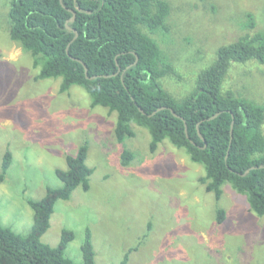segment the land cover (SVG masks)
<instances>
[{
    "label": "rangeland",
    "instance_id": "obj_1",
    "mask_svg": "<svg viewBox=\"0 0 264 264\" xmlns=\"http://www.w3.org/2000/svg\"><path fill=\"white\" fill-rule=\"evenodd\" d=\"M10 1L0 0V165L6 149L12 154L0 182V222L27 233L33 223L27 199L60 186L55 168H66V154L87 142L89 188L78 185L56 200L42 242L55 246L62 229H71L65 254L82 264L88 228L97 264H264V214L250 210L228 183L217 200L199 181L202 164L168 139L150 152L146 127L132 123L135 135L118 143L116 112L92 107L80 86L59 92L60 77L37 78L32 55L9 36ZM169 1L171 32L158 41L180 73L166 81L176 98L193 90L219 46L253 33L243 24L254 20L256 31L264 30V0ZM223 85L264 107V63H233ZM124 147L135 154L127 165Z\"/></svg>",
    "mask_w": 264,
    "mask_h": 264
},
{
    "label": "trees",
    "instance_id": "obj_2",
    "mask_svg": "<svg viewBox=\"0 0 264 264\" xmlns=\"http://www.w3.org/2000/svg\"><path fill=\"white\" fill-rule=\"evenodd\" d=\"M71 10L75 17L68 20ZM171 12L169 0H11L9 36L32 55L33 66L39 68L37 78L60 77L59 92L78 85L89 94L92 107L116 112L118 143L135 135L132 123L146 127L150 152L168 139L202 164L205 173L199 181L217 200L228 183L247 197L250 210L263 215L264 107L223 84L233 63H264V30L256 31L254 20L243 24L253 33L219 46L213 62L198 73L193 90L176 98L166 81L180 73L158 41L160 33L171 32ZM134 157L129 148L121 150V164ZM86 158L83 142L75 154H66V168H55L61 185L48 186L38 200L27 199L33 210L27 233L0 222V264H77L65 254L74 237L71 229H62L55 246L42 242L41 236L56 200L69 198L78 185L89 188L93 168ZM11 160L6 149L0 182ZM216 216L222 222L224 209L218 208ZM81 253L82 264H97L88 228Z\"/></svg>",
    "mask_w": 264,
    "mask_h": 264
},
{
    "label": "water",
    "instance_id": "obj_3",
    "mask_svg": "<svg viewBox=\"0 0 264 264\" xmlns=\"http://www.w3.org/2000/svg\"><path fill=\"white\" fill-rule=\"evenodd\" d=\"M61 1V0H60ZM72 11V16H71V18L70 19H68V20H73L74 19V17H75V11H73V10H71ZM67 20V21H68ZM66 26H67V28L68 29H70L71 27L68 25V23H66ZM77 36V32L75 31V36L74 37H76ZM82 64H83V66H84V71H85V73H87V67H86V65L83 63V62H81ZM160 108V107H159ZM153 112H155V111H153ZM217 114V113H216ZM216 114H214V115H212L211 117H214ZM231 128H232V125H231ZM261 166V165H260Z\"/></svg>",
    "mask_w": 264,
    "mask_h": 264
}]
</instances>
